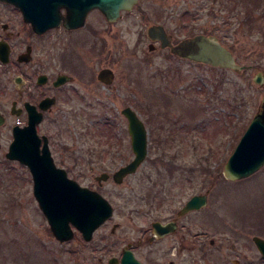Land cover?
<instances>
[{"label": "rangeland", "instance_id": "1", "mask_svg": "<svg viewBox=\"0 0 264 264\" xmlns=\"http://www.w3.org/2000/svg\"><path fill=\"white\" fill-rule=\"evenodd\" d=\"M149 3L156 11H167L165 23L177 38L196 33L215 34L233 51L237 61L245 64V69L236 72L178 59L164 52H149L141 35L135 49L139 55V84L135 92L141 97L137 110L147 128H151L149 150L136 172L121 182L110 177L98 186L95 179L104 170H115L118 159L108 166L76 165L72 159L84 160L89 148L100 151L110 147L107 144L115 142V137L122 142L125 157L129 154L125 119L112 114L125 102L103 105L91 102L85 108L86 103H76L74 116L58 117L52 123L46 119L40 132L52 137L56 164L80 184L98 189L113 206L112 216L94 230L89 240L78 230L63 243L53 235L32 194L29 170L5 156L9 132L7 126H0V264H109L108 258L119 257L123 246L130 242L136 256L146 264H167L164 258L176 259L165 251L170 239L158 244L143 239L137 247L143 228L155 212L165 210L167 201L177 204L196 190L192 186L196 185L197 175H206L207 168L211 171L208 173H218L221 181L224 179L223 164L264 93V83L252 79L259 71L264 73V0H149ZM126 35L129 40L125 50L130 54L137 33ZM125 59L121 66L127 64ZM127 89L123 86L125 93ZM0 100L5 102L4 97ZM118 127H124V131L115 135ZM67 150L69 156L65 159L62 152ZM171 155L177 160L176 165L182 166L172 177L165 165ZM157 156H162V160L155 162ZM199 160L203 166L200 172L196 167ZM259 173L236 182L223 180L220 188L218 185V192L222 189L229 201L225 211L232 224H242L245 217H254L246 216L248 210L253 214L254 209L260 208L264 213V176L262 171ZM180 175L186 177V184L180 182ZM150 190H155L153 206L157 211L149 210ZM194 224L197 228L196 221ZM196 228L191 223L189 230ZM220 234V238L226 237L225 231ZM180 256L183 260L185 251Z\"/></svg>", "mask_w": 264, "mask_h": 264}, {"label": "flooded vegetation", "instance_id": "2", "mask_svg": "<svg viewBox=\"0 0 264 264\" xmlns=\"http://www.w3.org/2000/svg\"><path fill=\"white\" fill-rule=\"evenodd\" d=\"M150 4L149 0H137L129 9L120 8L113 17H109L102 8L89 5L86 0H0V98H5V102L0 100V126H7L9 132L7 149L13 138L14 126L26 125L30 110L35 109L42 114L37 124V132L41 137L43 135L47 137L56 164L50 142L52 137L40 132L41 125L46 119L52 123L58 117L74 116L76 103H86L85 108L91 102H99L100 105L125 102L126 105L117 107L112 114L113 117L125 119L129 154L125 157L123 144L115 137V142L107 144L110 147L102 148L100 151L89 148L87 158L72 161L76 165L84 163L87 166L99 164L108 166L115 164L118 159V167L115 169L117 170L134 157L124 108L129 106L143 120L136 105L141 97L135 92L139 84L137 72L139 55L135 49L140 36H144L149 52H164L168 56L190 60L173 53L169 45H162L161 40L149 36L147 29L155 24L163 27L164 35L171 44L188 36L177 38L165 23L167 11L164 9L156 11ZM44 15L46 18H43ZM45 22L52 24L43 28ZM133 31L137 36L129 54L125 50L129 40L126 34ZM143 52L146 53V50ZM124 58L128 59L127 64L121 66ZM123 86L128 88L127 93L123 91ZM143 122L147 129L148 153L151 128H147L144 120ZM117 129L115 135L124 131V127ZM157 130H160V127ZM159 145L161 144L157 146ZM62 154L63 158L68 159L66 158L69 156L68 150ZM98 156L101 158L96 159ZM171 156L172 159H169L170 162L165 161V165L172 177L182 166H177L175 162L177 160ZM153 160L161 161L162 156H157ZM23 165L29 170L32 178L28 166ZM200 166L202 165L199 160V164L196 165L199 172L203 167ZM115 170L112 172L104 170L95 175L98 186L110 177L114 180ZM208 171L211 172L207 168L206 175H197L196 185L192 186L197 189L184 199L178 200L177 204L167 201L165 210L157 213L154 211L153 217L141 231L135 245L139 247L143 239L151 244L170 239L165 251L174 255L176 259L164 258L167 264H264V254L257 242L258 238L264 239V213L260 208L258 211L254 209L253 214L248 210L246 216L254 217H245L242 224L240 222L232 224L233 220L225 211L229 201L225 199L227 196L222 189H219L220 193L218 192V185L220 188L223 180L234 182L242 178L232 180L223 174L224 179L221 181L218 173L210 174ZM261 171L264 176V164L248 176L254 178L260 175ZM134 172L127 173L123 179ZM102 173H106V179H99ZM179 179L183 185L187 183L186 177L184 179L180 175ZM195 194L204 197V200L200 198L198 201V204L202 203L184 209L188 200ZM148 195L149 210L152 211L156 202L155 190L148 191ZM154 210L157 211L156 208ZM191 223L193 228H196L195 231L189 230ZM235 225L237 227L233 228ZM241 225L242 228L239 227ZM252 229L256 231L252 232ZM75 230L77 229L74 227ZM224 231L226 237L220 238V233ZM128 247L136 256L131 242ZM182 251H185V258L180 260ZM121 255L122 251L120 256L116 257L120 259Z\"/></svg>", "mask_w": 264, "mask_h": 264}, {"label": "water", "instance_id": "3", "mask_svg": "<svg viewBox=\"0 0 264 264\" xmlns=\"http://www.w3.org/2000/svg\"><path fill=\"white\" fill-rule=\"evenodd\" d=\"M45 1V0H44ZM89 5L98 6L113 17L120 8L129 9L137 0H86ZM45 5L44 3H38ZM40 6V7H43ZM45 14V13H44ZM46 18V15H44ZM43 22V21H41ZM39 22V23H41ZM45 22L43 28L51 25ZM41 25V24H40ZM147 32L151 38L159 39L163 46L182 57L212 66L229 68L236 72L245 69V64L237 61L233 51L224 45L219 37L210 33H196L171 44L164 35L161 25H151ZM254 82L264 83V73L259 71L252 77ZM128 118V128L134 157L125 165L115 170L113 178L121 182L127 173L134 172L143 162L147 153V129L143 120L129 106L124 108ZM41 112L31 109L28 122L24 126H14L13 138L5 153L8 159H16L30 169L33 181V194L46 216L53 235L59 240H69L74 235V228L79 230L85 240L91 239L94 230L113 214L111 202L98 190L80 184L69 177L64 168L54 163L47 137L37 132ZM43 140V141H42ZM42 142V146H40ZM264 163V93L257 109L242 133L233 151L223 165V174L229 179H239L250 175ZM102 173L99 179L105 178ZM201 197L193 195L184 209L198 206ZM264 254V239H257ZM124 246L120 259L108 258L109 264H145L129 248Z\"/></svg>", "mask_w": 264, "mask_h": 264}]
</instances>
